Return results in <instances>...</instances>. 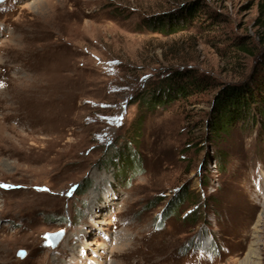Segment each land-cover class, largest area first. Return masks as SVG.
I'll list each match as a JSON object with an SVG mask.
<instances>
[{
  "label": "rangeland",
  "instance_id": "obj_1",
  "mask_svg": "<svg viewBox=\"0 0 264 264\" xmlns=\"http://www.w3.org/2000/svg\"><path fill=\"white\" fill-rule=\"evenodd\" d=\"M261 1L0 2V264H264V129L206 123L264 68ZM173 70L208 88L147 107Z\"/></svg>",
  "mask_w": 264,
  "mask_h": 264
},
{
  "label": "trees",
  "instance_id": "obj_2",
  "mask_svg": "<svg viewBox=\"0 0 264 264\" xmlns=\"http://www.w3.org/2000/svg\"><path fill=\"white\" fill-rule=\"evenodd\" d=\"M197 8L196 5H188L184 9L182 7L180 10L151 16L146 22L151 29L159 33H175L191 23L190 20L194 18ZM258 11L257 21L262 29L259 41L264 45V1L259 2ZM241 49L248 50L245 46ZM261 69V72L259 69L256 73H252L247 81L221 86L213 96L206 123L209 127V135L214 140L228 135L235 126L248 129L258 124L264 129V68ZM206 88H208L207 83L191 72L173 70L146 94H142L141 99L147 107L154 108L184 99L193 90L203 91ZM117 154L119 155L118 152ZM133 161L131 159L128 163L129 168L135 163Z\"/></svg>",
  "mask_w": 264,
  "mask_h": 264
},
{
  "label": "water",
  "instance_id": "obj_3",
  "mask_svg": "<svg viewBox=\"0 0 264 264\" xmlns=\"http://www.w3.org/2000/svg\"><path fill=\"white\" fill-rule=\"evenodd\" d=\"M2 0H0L1 2ZM62 230H58L56 232H52V233H46L45 236L46 238L50 241L51 246H55L57 244V242L61 239L62 237ZM24 251L20 250L18 252L19 256H23Z\"/></svg>",
  "mask_w": 264,
  "mask_h": 264
},
{
  "label": "bare ground",
  "instance_id": "obj_4",
  "mask_svg": "<svg viewBox=\"0 0 264 264\" xmlns=\"http://www.w3.org/2000/svg\"><path fill=\"white\" fill-rule=\"evenodd\" d=\"M260 221H263L264 222V216L258 218V221L256 223V225H258L260 223ZM261 229V228H260ZM254 237L255 238H258L259 234L261 233V231L259 229H255L254 230ZM253 237V238H254ZM256 248H253V244H251L250 248H249V253H248V256H247V263L249 262V260L251 259L252 256H254V251H255Z\"/></svg>",
  "mask_w": 264,
  "mask_h": 264
}]
</instances>
